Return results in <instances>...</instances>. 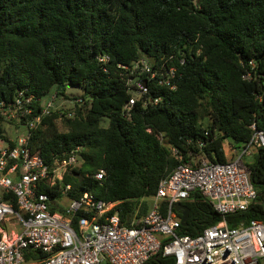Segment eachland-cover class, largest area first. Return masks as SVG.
Segmentation results:
<instances>
[{"label": "trees", "instance_id": "16d2710c", "mask_svg": "<svg viewBox=\"0 0 264 264\" xmlns=\"http://www.w3.org/2000/svg\"><path fill=\"white\" fill-rule=\"evenodd\" d=\"M144 56L176 67L175 88L150 82L126 118L133 87L118 64ZM61 85L79 87L82 103L69 109L72 117L62 113L63 129L60 110L43 117L31 130V149L51 163L81 147L79 164L63 176L62 186L71 187L66 197L88 192L114 202L109 213L128 223L149 210L160 180L177 165L195 166L200 155L226 162V140L237 149L252 124L264 129V0H0V101L21 90L66 97ZM40 111L36 103L31 117ZM3 125L0 114V137L8 139ZM246 165L257 192L248 209L222 216L192 192L182 201L189 214L181 234L196 236L223 220L229 227L264 221V148ZM99 170L101 180L93 176ZM39 191L53 201L52 211H63L58 183ZM43 257L28 249L24 264ZM173 263L157 253L145 264Z\"/></svg>", "mask_w": 264, "mask_h": 264}, {"label": "built area", "instance_id": "2783aa9c", "mask_svg": "<svg viewBox=\"0 0 264 264\" xmlns=\"http://www.w3.org/2000/svg\"><path fill=\"white\" fill-rule=\"evenodd\" d=\"M98 60L105 63L108 57L100 56ZM182 63L183 59L179 60ZM118 67L131 75L128 84L133 87L123 108L126 118L131 116L135 102L148 94L150 82L175 88L171 82L176 73L174 65L162 62L157 66L154 58L144 56L131 65L118 64ZM49 97L42 102L41 98L21 90L11 101H0L4 121L25 127V132L14 138L0 137V264H24L28 249L44 254L39 264H145L157 253L173 257V264H264V221L251 220L229 227L223 220L190 236L179 232L181 212L174 209L176 203L188 199L192 192L209 199L222 216L248 209L257 192L245 158L264 148V129L252 124L251 137L240 147V154L232 148V156L226 162L200 155L195 166L177 165L160 180L156 194L149 198V210L140 217L135 212L127 223L116 212L109 213L114 202L97 199L88 192L76 199L67 198L63 211L58 212L51 210L54 203L49 195L39 191L42 183L50 187L58 183L66 197L71 187L62 186L63 176L79 164L78 153L82 150L74 148L51 163L32 151L31 130L43 117L53 110H60L59 120L62 113L65 117L75 114L74 110L60 109L64 99L58 98L55 91ZM158 100L154 98L151 102L156 104ZM36 103L41 111L31 117ZM81 103L80 96L74 99L73 104ZM197 144L200 149L205 146L201 139ZM103 174L99 170L93 176L101 180ZM80 211L89 215L76 218Z\"/></svg>", "mask_w": 264, "mask_h": 264}, {"label": "rangeland", "instance_id": "374dc122", "mask_svg": "<svg viewBox=\"0 0 264 264\" xmlns=\"http://www.w3.org/2000/svg\"><path fill=\"white\" fill-rule=\"evenodd\" d=\"M81 92L82 91L79 87L67 85L65 87L64 96L69 97V98L62 97V99H64V102H63L62 107L60 109H63L65 112L69 111V109H73L74 108V104H73L74 99L77 98L78 96H81ZM49 98H50L49 95H47V96L42 97L41 100H42V102H44V101L48 100ZM59 101H63V100L59 99ZM56 109H58V108H56ZM57 122H58L60 129H63L62 120H58ZM3 126H4V129H5L9 138H14L17 134L25 132L24 126L19 127L17 125H13L12 123H9L7 121H4ZM225 148H226V151L228 153V159H229L232 156V153H231L232 147H231V143L229 142V140L225 141ZM237 149H238V153L240 154L241 149L240 148H237ZM255 153L256 152L252 153L249 157H246L245 162L251 163L253 158H254ZM60 203H61V205L66 204L67 203V197H63L61 199ZM5 225H7V224H5ZM15 227H16V230H18V226L16 225ZM11 228H13V226ZM10 233H11V231H10Z\"/></svg>", "mask_w": 264, "mask_h": 264}, {"label": "water", "instance_id": "95a60500", "mask_svg": "<svg viewBox=\"0 0 264 264\" xmlns=\"http://www.w3.org/2000/svg\"><path fill=\"white\" fill-rule=\"evenodd\" d=\"M65 88V85H61L60 87V91H62ZM174 209L176 211H180L181 212V222L182 224H185V221L188 217L189 214V209L181 202H178L174 205Z\"/></svg>", "mask_w": 264, "mask_h": 264}]
</instances>
